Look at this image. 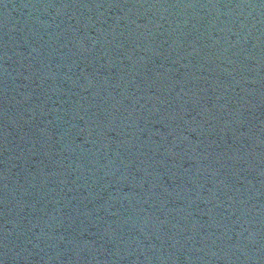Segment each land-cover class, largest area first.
Segmentation results:
<instances>
[{"label": "water", "instance_id": "water-1", "mask_svg": "<svg viewBox=\"0 0 264 264\" xmlns=\"http://www.w3.org/2000/svg\"><path fill=\"white\" fill-rule=\"evenodd\" d=\"M0 264H264V0H0Z\"/></svg>", "mask_w": 264, "mask_h": 264}]
</instances>
